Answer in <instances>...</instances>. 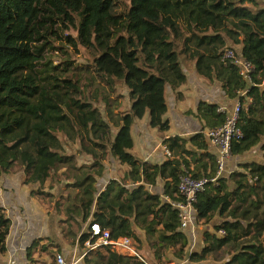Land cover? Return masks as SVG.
Masks as SVG:
<instances>
[{"label": "trees", "instance_id": "obj_1", "mask_svg": "<svg viewBox=\"0 0 264 264\" xmlns=\"http://www.w3.org/2000/svg\"><path fill=\"white\" fill-rule=\"evenodd\" d=\"M0 0V180L22 173L28 185L57 183L69 192L68 221L99 224L111 240L129 238L144 262L106 246L84 256L85 264H170L188 256L189 239L178 210L144 184L166 181L165 195L184 200L179 178L184 173L177 158L190 154L191 142L206 150L205 138L164 141L175 159L161 166L144 165L130 154L134 147L132 125L150 117L152 128L166 132L167 87L175 91L186 82L184 65L193 62L199 76L222 84L229 99L251 104L242 111L243 138L232 144L233 157H244L259 148L262 162L241 163L217 184L209 183L193 208L201 222L218 216L213 231L203 233V246L188 258L190 264H264V0ZM66 21L77 38L63 35L69 45L89 53V67H48L33 43L43 38L51 17ZM51 41L47 39L46 44ZM234 49L255 67L246 82L239 68L222 63ZM93 84L108 98L113 84L126 86L131 109L121 111L122 97L108 99L100 109L84 88ZM246 92L247 97H241ZM91 101V102H90ZM206 128L224 123L217 106L201 104ZM116 130L111 141L112 130ZM94 159L93 175L80 160ZM110 155L130 167L129 177L141 186L129 190L112 180L99 193L94 175L101 176L102 161ZM187 163V158H182ZM201 167L214 179L216 158L200 157ZM106 170V169H105ZM105 173V171H104ZM196 175L195 179H200ZM228 178V179H227ZM156 186V185H155ZM1 190V188H0ZM48 199L55 195L47 194ZM58 204V203H57ZM0 203V253L7 251L12 222ZM220 231L225 234L222 235ZM91 232L80 236L87 249ZM93 239L92 241H94ZM37 247H39L37 249ZM36 248V249H35ZM49 254V246L34 243L28 264H37L33 251Z\"/></svg>", "mask_w": 264, "mask_h": 264}, {"label": "crops", "instance_id": "obj_2", "mask_svg": "<svg viewBox=\"0 0 264 264\" xmlns=\"http://www.w3.org/2000/svg\"><path fill=\"white\" fill-rule=\"evenodd\" d=\"M193 65V62H190L184 66L183 71L186 82L183 85L179 86L175 91H172L170 86L167 87L168 111L164 116V120L170 124V129L166 132H159L158 129L152 128L148 115L142 120H137L131 128L134 147L130 154L144 165L161 166L175 159L164 144L165 140L180 138L191 141L197 135L202 134L206 141V150H198L197 147L189 142L187 149L190 154H183L177 157L181 161V170L184 172L179 178V184L187 176L195 178L196 175H200V179H207L202 177L209 175L210 169L214 168V165L213 163L210 164L206 173L205 169L201 167L200 157L202 154L210 155L214 159L218 156V149L209 140L207 141L204 135V132L210 129L206 128L205 121L200 119L202 117L201 104L217 106L220 111L221 108L231 110L238 103V99L232 100L228 98L222 88V84L215 76H213V80L199 76ZM243 79L246 82L249 81L247 78L243 77ZM128 106V109H131L132 103L130 104L129 102ZM116 133V130L111 133V141H114ZM183 157L187 158V163L183 162ZM237 160L234 158L233 162L230 161L229 164L232 165ZM215 162L216 175L218 168L217 159ZM80 164L86 167V171H91L93 175L92 166L94 159L92 156L86 155L80 160ZM102 165L105 173L103 171L101 176L94 175L99 193L106 191L112 180L123 183L129 190L136 189L142 185L132 182L129 177L130 167L112 158V156L108 155L102 161ZM26 180L25 175L22 173L5 176L0 180V203L13 222L7 239V251L0 253V264H28V250L38 241H41V246H49L51 251L49 254L43 255L38 254L37 250L33 251L37 264H58V256H62L67 263L77 262V264H85L84 256H86L87 249H83L80 246V236L88 233L91 227V220L85 224H81L79 220H76V222L74 220L68 221L66 203L69 192L67 191L66 193V190H63L66 194H59L54 201L48 198L43 199V193L54 195L55 190L60 186L59 184L46 183L43 189L40 190L42 193L37 194L40 186L28 185ZM166 184L164 179L158 178L155 184L144 185L150 194L161 196L165 201ZM192 218V223L185 229L190 242L188 258L192 253L201 249L203 246V233L208 231H204L198 226L201 221L197 214H194ZM216 220H219L218 216L215 217L213 222L216 223ZM137 232L144 243V249L141 250V254L145 257L147 256L146 236L143 231L137 230ZM117 252L125 256H133L132 252ZM178 262L190 264L188 259Z\"/></svg>", "mask_w": 264, "mask_h": 264}, {"label": "built area", "instance_id": "obj_3", "mask_svg": "<svg viewBox=\"0 0 264 264\" xmlns=\"http://www.w3.org/2000/svg\"><path fill=\"white\" fill-rule=\"evenodd\" d=\"M222 63L229 66L238 67L240 75L250 79L255 75L254 65L245 59L239 52L234 49H227L222 57ZM246 96V92L241 94V97ZM251 101H248L246 105H242L240 100L231 110L221 108L218 112L224 116V123L214 129H210L204 132V135L210 143L218 149L217 156V172L214 179H195L191 176L184 177L180 184H178L179 194L184 197V200H174L169 197H165V202L172 205V207L179 212V218L181 219V226L185 230L192 223L193 215L196 214L193 205L197 201V197L202 193L209 183L217 184V182L227 172V167L230 161L233 162L232 144L235 140L243 138V133L239 128V122L242 111L246 106L250 105ZM169 154V152H167ZM92 234L91 240L86 243L87 251L86 254L94 252L98 249L106 246H112L116 251L132 252L133 256L144 262L141 255L132 246V241L129 238H120L118 240H111V234L109 231H105L102 227L93 223L90 227ZM222 235L225 233L220 232ZM95 239L94 241H92ZM58 264H77V262L67 263L62 256L57 257ZM170 264H181L180 262H172Z\"/></svg>", "mask_w": 264, "mask_h": 264}, {"label": "rangeland", "instance_id": "obj_4", "mask_svg": "<svg viewBox=\"0 0 264 264\" xmlns=\"http://www.w3.org/2000/svg\"><path fill=\"white\" fill-rule=\"evenodd\" d=\"M125 4H129V1L122 0ZM67 22L63 21L55 16L51 17L48 21L45 23V30L42 32L43 38H39L35 43H33L34 48L37 51H41L42 57H44L45 62L48 64V67L43 68V61L42 64L38 67V70L43 74V76L48 75L46 72H52L53 68L64 69L65 63L68 61L70 63H73L74 67L81 68V67H89V53L83 49L82 47H78L76 49L75 47L68 44V42L65 40V36H72L74 38H77L75 36V33H72L71 30L67 29ZM66 28L70 33L67 35H63V29ZM47 39H50V43L46 44ZM188 63H190L188 61ZM185 66V65H184ZM90 88H84V91L86 93H89L90 97L89 100H92L96 106H98L100 109H105V107L108 105V99H115L117 97H122V107L121 111L126 112L129 108L128 106V95L129 91L126 88V86L119 85V84H113L108 89V98H106V94H104L103 91L97 92L93 84L90 83ZM91 102V101H90ZM115 132V130H112ZM262 153L259 148L252 151L249 155H246L244 157H237V161H235L232 165L230 164L227 168V172L222 178L228 177L230 173H233L239 164L246 163V162H262ZM83 163V161H81ZM229 172V173H228ZM221 178V179H222ZM220 179V180H221ZM228 179V178H227ZM52 191V189H50ZM49 190V191H50ZM53 192V191H52ZM65 193L63 191V186L60 185L57 190H55V197H57L59 194ZM43 199L45 200L46 193H43ZM66 194V193H65ZM56 200V198H55ZM54 201V200H53ZM217 215L213 217V220L215 219ZM8 220H11L8 216ZM217 221V220H216ZM12 222V220H11ZM215 222H210L209 224H205L204 222H199L198 226L201 227V229L205 230H211L213 231ZM13 225V222H12ZM221 232V231H220ZM39 247H37L38 249ZM36 249V248H35ZM38 253V252H37ZM39 254V253H38ZM142 255V254H141ZM143 256V255H142ZM188 259V256L186 260ZM177 262V261H175Z\"/></svg>", "mask_w": 264, "mask_h": 264}, {"label": "bare ground", "instance_id": "obj_5", "mask_svg": "<svg viewBox=\"0 0 264 264\" xmlns=\"http://www.w3.org/2000/svg\"><path fill=\"white\" fill-rule=\"evenodd\" d=\"M95 252V251H94ZM92 253V252H91Z\"/></svg>", "mask_w": 264, "mask_h": 264}, {"label": "water", "instance_id": "obj_6", "mask_svg": "<svg viewBox=\"0 0 264 264\" xmlns=\"http://www.w3.org/2000/svg\"><path fill=\"white\" fill-rule=\"evenodd\" d=\"M7 219H8V217H7Z\"/></svg>", "mask_w": 264, "mask_h": 264}]
</instances>
